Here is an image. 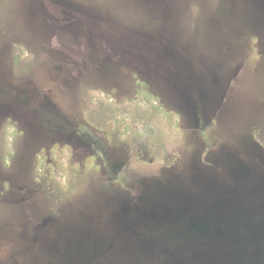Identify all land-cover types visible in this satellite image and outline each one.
<instances>
[{"label":"rangeland","instance_id":"obj_1","mask_svg":"<svg viewBox=\"0 0 264 264\" xmlns=\"http://www.w3.org/2000/svg\"><path fill=\"white\" fill-rule=\"evenodd\" d=\"M0 264H264V0H0Z\"/></svg>","mask_w":264,"mask_h":264},{"label":"trees","instance_id":"obj_2","mask_svg":"<svg viewBox=\"0 0 264 264\" xmlns=\"http://www.w3.org/2000/svg\"><path fill=\"white\" fill-rule=\"evenodd\" d=\"M241 215H243V216H245V212H244V210H242V212L240 213ZM243 230H245V229H243ZM245 238H247V237H245ZM247 239H249V237L247 238ZM174 245H175V242H174ZM170 246V245H169ZM169 246H168V248H169ZM170 250V249H169ZM168 253H170V251H168ZM200 260V259H199ZM200 263V262H199Z\"/></svg>","mask_w":264,"mask_h":264}]
</instances>
